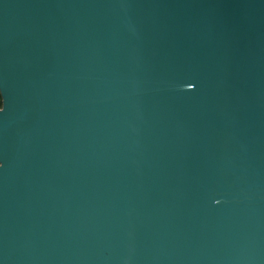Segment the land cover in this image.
<instances>
[{
	"label": "water",
	"instance_id": "water-1",
	"mask_svg": "<svg viewBox=\"0 0 264 264\" xmlns=\"http://www.w3.org/2000/svg\"><path fill=\"white\" fill-rule=\"evenodd\" d=\"M0 264H264V0H0Z\"/></svg>",
	"mask_w": 264,
	"mask_h": 264
},
{
	"label": "trees",
	"instance_id": "trees-1",
	"mask_svg": "<svg viewBox=\"0 0 264 264\" xmlns=\"http://www.w3.org/2000/svg\"><path fill=\"white\" fill-rule=\"evenodd\" d=\"M0 106H1V98H0Z\"/></svg>",
	"mask_w": 264,
	"mask_h": 264
},
{
	"label": "clouds",
	"instance_id": "clouds-1",
	"mask_svg": "<svg viewBox=\"0 0 264 264\" xmlns=\"http://www.w3.org/2000/svg\"><path fill=\"white\" fill-rule=\"evenodd\" d=\"M0 110H2V109H0Z\"/></svg>",
	"mask_w": 264,
	"mask_h": 264
}]
</instances>
